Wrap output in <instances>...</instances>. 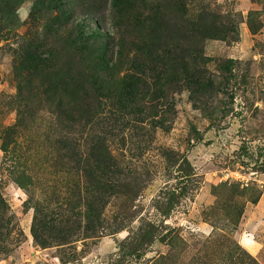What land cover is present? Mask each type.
I'll return each instance as SVG.
<instances>
[{
    "label": "rangeland",
    "instance_id": "rangeland-1",
    "mask_svg": "<svg viewBox=\"0 0 264 264\" xmlns=\"http://www.w3.org/2000/svg\"><path fill=\"white\" fill-rule=\"evenodd\" d=\"M208 6L234 24L200 43L195 87L186 21ZM99 66L135 77L132 97L47 91L54 75ZM63 146L93 166L110 155L121 174H100L122 185L95 236L54 227L42 246L34 202L63 229L83 219V171ZM0 188V264H264V0H0Z\"/></svg>",
    "mask_w": 264,
    "mask_h": 264
},
{
    "label": "trees",
    "instance_id": "trees-1",
    "mask_svg": "<svg viewBox=\"0 0 264 264\" xmlns=\"http://www.w3.org/2000/svg\"><path fill=\"white\" fill-rule=\"evenodd\" d=\"M224 18L225 21L221 16L212 12L208 6L206 9H198V12L192 13L186 21V25L188 26L187 30L191 39L189 45L190 65L194 69L192 84L195 87L201 86V82L199 80L200 78H204L203 71L200 68H202L203 64H205V57H203L200 43L206 39L219 38V36H224V34L228 32L230 27L226 24L228 23L233 25L234 23L232 21H227V16ZM31 64V70L38 71L40 69L41 63L38 56L32 59ZM99 68L101 69L100 72H92V70H79L75 73V75L70 76L54 75L55 73H53L54 76L51 81L49 80L47 83L50 88L47 91H54V94H56V92H58V94L63 92L73 103L79 102L80 100H86L91 95L96 97L99 93L104 91L110 93L115 92L119 95L118 102L120 104L122 103V97H132V95L136 92L138 85L135 82V80H137L135 77H113L112 74H109L110 70L108 67L99 66ZM89 93H91V95L88 97ZM92 114V107L88 106L84 111L82 118L89 119ZM19 127L20 125L18 123L17 125L10 127L9 131L5 135V140H7L10 131H16ZM56 142L60 144L61 140ZM12 143L15 145V148L19 145L15 139ZM76 149L77 146H63L62 151L64 153L61 157L73 161L76 164V172L79 173L80 170L83 171L82 175L85 179V185L83 186V189L82 187L78 189L76 195L80 205H83L85 208L83 213H78V216H82L83 219L76 225H70L71 223L66 222V229H63L62 227L65 224V220L62 219V217L59 218L60 211L55 214V218L48 219V216L45 213V206L39 201L34 202V218L31 230L36 243L39 245L43 246L47 243L40 233L44 230L51 231L54 227H58L59 234L57 236L61 238L63 236H71L68 234H78V232H84L85 238L95 236L97 228L100 227L98 225H100L99 220L103 212V197L109 195L110 192L116 190V188L122 185L121 179L118 180L114 177L116 173L121 174V171L118 168L117 161L112 159L110 155H108L106 161H104L105 159H95V165L93 166L91 165L92 162H89V158H84L81 154L79 155L75 151ZM4 151L15 154V150L9 151L6 147L4 148ZM103 163L107 164L106 169L110 170L109 172H112L114 176L104 179V177L100 174L102 173L104 175ZM29 176L32 177L27 170L24 169L19 172L17 179L22 182L27 180V178L29 179ZM69 206L72 207L71 201ZM7 209L8 208L2 197L0 188V235L2 236L7 233L11 234L9 228L4 226ZM146 227H148V231L146 233L147 236L156 230L155 226L151 223L146 224ZM73 229H76V233H74Z\"/></svg>",
    "mask_w": 264,
    "mask_h": 264
}]
</instances>
